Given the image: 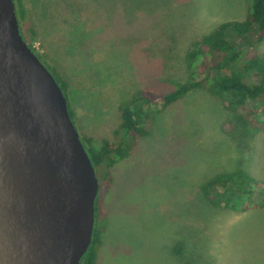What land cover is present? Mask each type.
Returning <instances> with one entry per match:
<instances>
[{"label":"rangeland","instance_id":"1","mask_svg":"<svg viewBox=\"0 0 264 264\" xmlns=\"http://www.w3.org/2000/svg\"><path fill=\"white\" fill-rule=\"evenodd\" d=\"M23 2V38L65 81L75 128L94 144L114 139L119 109L135 95L165 93L189 77L193 41L247 12L246 0ZM250 35L235 45L253 44ZM256 48L264 52V40ZM233 115L205 87L166 107L142 104L148 134L109 169L95 168L97 264H264V202L245 195L224 208L201 191L240 169L264 184V131L244 133Z\"/></svg>","mask_w":264,"mask_h":264},{"label":"water","instance_id":"2","mask_svg":"<svg viewBox=\"0 0 264 264\" xmlns=\"http://www.w3.org/2000/svg\"><path fill=\"white\" fill-rule=\"evenodd\" d=\"M98 189L62 89L0 0V264H79Z\"/></svg>","mask_w":264,"mask_h":264},{"label":"trees","instance_id":"3","mask_svg":"<svg viewBox=\"0 0 264 264\" xmlns=\"http://www.w3.org/2000/svg\"><path fill=\"white\" fill-rule=\"evenodd\" d=\"M246 2L247 12L242 20L221 22L189 45L185 61L191 72L183 83L156 95L141 91L130 103L120 107V122L114 130V139H102L94 144L89 138L80 136L94 168L104 164L109 169L129 156L136 141L148 134L149 130L140 116L142 104L161 103L166 107L195 88L205 87L208 92L220 97L231 109L244 133L264 131V52L256 48L264 40V0ZM12 3L18 20L25 12L24 2L12 0ZM252 32L257 34L253 44L249 43L245 48L235 45V41L241 42L242 37L248 38ZM198 57L199 62L194 63ZM200 74H203L201 79L198 78ZM62 82L58 84L67 100L66 83ZM68 110L72 118L69 106ZM107 180L110 181L109 176ZM201 191L211 205L224 208L234 209L235 201L245 195L264 202V184L241 169L214 176L201 185ZM98 200L96 197L91 242L79 264H97V247L103 229L96 223Z\"/></svg>","mask_w":264,"mask_h":264},{"label":"crops","instance_id":"4","mask_svg":"<svg viewBox=\"0 0 264 264\" xmlns=\"http://www.w3.org/2000/svg\"><path fill=\"white\" fill-rule=\"evenodd\" d=\"M100 140H102V139H104V137L103 138H99Z\"/></svg>","mask_w":264,"mask_h":264}]
</instances>
